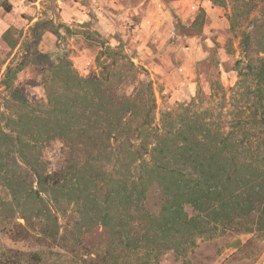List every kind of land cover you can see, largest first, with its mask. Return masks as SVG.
<instances>
[{
	"label": "trees",
	"instance_id": "trees-1",
	"mask_svg": "<svg viewBox=\"0 0 264 264\" xmlns=\"http://www.w3.org/2000/svg\"><path fill=\"white\" fill-rule=\"evenodd\" d=\"M207 1L230 5L233 31L248 22L238 81L227 91L216 78L209 95L198 84L196 96L159 123L154 84L121 42L112 47L98 31L84 33L100 52L98 75L83 77L68 55L54 59L38 49L47 26L59 37L61 26L70 29L56 26L52 14L35 24L2 80L0 212L21 213L26 225L38 223L54 238L55 210L73 204L81 231L102 227L113 245L149 261L183 254L197 238L249 219L245 230L264 232V0ZM0 8L9 13L13 5L0 0ZM14 32L2 36L11 51L20 44ZM30 65L42 68L43 102L15 86ZM57 141L65 158L52 170L43 154Z\"/></svg>",
	"mask_w": 264,
	"mask_h": 264
},
{
	"label": "rangeland",
	"instance_id": "rangeland-1",
	"mask_svg": "<svg viewBox=\"0 0 264 264\" xmlns=\"http://www.w3.org/2000/svg\"><path fill=\"white\" fill-rule=\"evenodd\" d=\"M9 1L11 12L0 8V104L6 96L2 80L7 67L22 57L35 24L49 21L51 14L56 26L65 25L71 32L61 26L59 37L47 26L39 51L54 59L68 55L80 75L92 77L99 73L100 48L82 35L98 31L112 47L121 42L154 84L158 123L164 112L189 103L198 84L209 95L216 78L227 91L238 81L235 63L241 58L239 43L248 22L233 31L230 5L221 8L207 0H58L53 9L48 8V0ZM85 23L90 28L82 27ZM9 28L15 29L20 42L14 51L2 39ZM15 86L32 101L46 100L38 66L21 72ZM64 158L65 149L58 141L43 154L52 170ZM158 202L152 192L150 206L155 208ZM55 216L57 233L49 238L38 223L26 225L21 213L0 212V264H264V232L245 230L253 226L252 219L197 238L196 245L183 254L169 251L158 261H149L144 252L131 253L113 245L102 227L81 231L80 214L73 204L63 203Z\"/></svg>",
	"mask_w": 264,
	"mask_h": 264
}]
</instances>
